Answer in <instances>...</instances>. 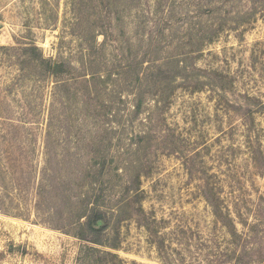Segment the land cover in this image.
Returning a JSON list of instances; mask_svg holds the SVG:
<instances>
[{"label": "rangeland", "instance_id": "rangeland-1", "mask_svg": "<svg viewBox=\"0 0 264 264\" xmlns=\"http://www.w3.org/2000/svg\"><path fill=\"white\" fill-rule=\"evenodd\" d=\"M0 264H264V0H0Z\"/></svg>", "mask_w": 264, "mask_h": 264}, {"label": "trees", "instance_id": "trees-1", "mask_svg": "<svg viewBox=\"0 0 264 264\" xmlns=\"http://www.w3.org/2000/svg\"><path fill=\"white\" fill-rule=\"evenodd\" d=\"M34 48L37 50V48L34 46ZM62 64H58L55 63V65L53 66V68L51 69L50 73L54 74V75H59L62 71ZM91 211L93 212V215H90L89 217L87 215L81 216V221H79V228H87L90 230V232H93L94 234L98 235L101 234V232L103 231L104 228V222H103V217L105 218V214H102V211L99 209V206L95 205V207L93 206V208H91ZM140 211H143L142 208H140ZM91 212V214H92ZM219 215L223 214V210H219L218 211ZM86 218V222H82L83 219ZM227 220L231 222V218L229 216V214H227ZM99 222H102L103 224L101 226H99ZM232 224V223H231ZM233 226V224H232ZM234 227V226H233ZM81 240H85V236L83 235H79L78 236ZM96 244H99L98 242H93Z\"/></svg>", "mask_w": 264, "mask_h": 264}]
</instances>
